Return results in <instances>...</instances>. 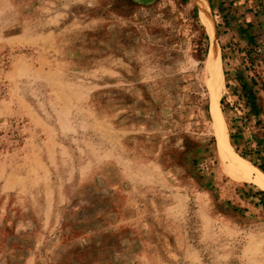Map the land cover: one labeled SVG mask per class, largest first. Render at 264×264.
<instances>
[{"label": "rangeland", "instance_id": "1", "mask_svg": "<svg viewBox=\"0 0 264 264\" xmlns=\"http://www.w3.org/2000/svg\"><path fill=\"white\" fill-rule=\"evenodd\" d=\"M207 2L0 0V264H264V114L237 152Z\"/></svg>", "mask_w": 264, "mask_h": 264}, {"label": "trees", "instance_id": "2", "mask_svg": "<svg viewBox=\"0 0 264 264\" xmlns=\"http://www.w3.org/2000/svg\"><path fill=\"white\" fill-rule=\"evenodd\" d=\"M216 1L209 0L211 7L218 10L220 22L217 24V28L219 37L232 34L233 40H237L226 44L220 40L223 60L226 62V88L229 92L222 98L221 106L224 112L227 110L235 112L243 106L242 126L237 127V133L230 134L236 151L240 152L238 136L248 128L251 115L260 117L264 114V101H262L263 98L260 95L264 93V0H246L242 5H237L241 0H218L219 3ZM181 2L185 7L188 5V0H181ZM249 2L252 3L249 4ZM248 14H251V16H248ZM186 19V26L189 27L190 31L197 29L202 32L199 36L197 52L199 59L205 61L209 53V38L206 36L204 27L200 22L198 9L194 8L189 11ZM237 57L243 70H238L235 75L230 68H232V60ZM244 72L252 85L250 88L245 84V80L241 79V74ZM235 79L241 80L240 88H235L232 82ZM230 93L237 98L235 104L228 102ZM200 99L201 96L197 98V100ZM254 153L260 156L262 153L260 146L256 147ZM246 154L245 151L242 157L246 158ZM256 166L264 171L262 165ZM258 194L264 198V191Z\"/></svg>", "mask_w": 264, "mask_h": 264}, {"label": "bare ground", "instance_id": "3", "mask_svg": "<svg viewBox=\"0 0 264 264\" xmlns=\"http://www.w3.org/2000/svg\"><path fill=\"white\" fill-rule=\"evenodd\" d=\"M199 2L202 4H200L203 7H207L209 4L207 2V0H199ZM203 16L202 21L204 20L205 23L207 24L208 28L212 31L213 27H212V23L209 19V17L203 12V14L201 15ZM213 58V57H212ZM211 58V59H212ZM214 58L215 60L218 58V53L216 51H214ZM213 62V59H212ZM217 101V100H216ZM220 140L223 141V138H221ZM225 140V139H224ZM221 141V142H222ZM225 142V141H224ZM226 143V142H225ZM226 156V155H225ZM224 156V157H225ZM233 158V157H232ZM235 162L237 163L236 165H234V163H230V166L227 168V172L229 173V175L236 181H251L252 179V175L251 172L256 171L254 169L253 166H251L250 164H248L245 161L242 160H238L236 158H234ZM229 160V159H228ZM259 184L264 187V179L261 180L260 178L258 179Z\"/></svg>", "mask_w": 264, "mask_h": 264}]
</instances>
